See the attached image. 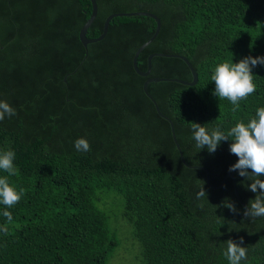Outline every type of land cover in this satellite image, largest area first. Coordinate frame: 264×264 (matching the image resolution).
<instances>
[{
	"label": "trees",
	"instance_id": "trees-1",
	"mask_svg": "<svg viewBox=\"0 0 264 264\" xmlns=\"http://www.w3.org/2000/svg\"><path fill=\"white\" fill-rule=\"evenodd\" d=\"M96 2L87 37L100 35L111 12L149 10L161 26L141 49L138 67L146 69L153 51L181 54L194 66L193 84L159 80L147 89L173 122L186 162L205 166L209 182L205 169L181 161L168 119L142 87L149 76L191 80L188 65L154 55L147 76L132 65L154 18L113 16L105 35L85 47L79 29L89 0H0V101L17 113L0 121V154L16 153L17 173L0 170V177L25 190L15 206L0 203V225L4 211L13 217L8 234L0 232V264H106L121 239L112 224L119 217L132 227L139 264H229L228 240L241 238V264H264V216H244L241 201L249 206L257 193L250 179L229 171L238 160L232 139L214 153L199 150L191 127L227 133L264 108V65L252 68L256 91L235 112L228 98L214 95L211 80L219 64L264 56V0ZM81 137L90 151L76 150ZM227 172L237 194L233 177L219 185ZM202 184L207 196L198 200ZM109 199L121 206L116 218Z\"/></svg>",
	"mask_w": 264,
	"mask_h": 264
},
{
	"label": "clouds",
	"instance_id": "clouds-1",
	"mask_svg": "<svg viewBox=\"0 0 264 264\" xmlns=\"http://www.w3.org/2000/svg\"><path fill=\"white\" fill-rule=\"evenodd\" d=\"M257 65H264V56L246 57L239 63L219 64L216 66L211 80L215 82L214 95L220 99L228 98L234 105L232 111L239 109V101L246 99L250 94H254L257 85L253 83L252 68ZM16 109L6 101H0V121L7 115L9 118L16 115ZM193 138L196 147L200 150L207 148L210 153H214L221 141L232 139L230 152L238 157L235 164L231 165L229 171H237L241 177H246L252 182L248 185L249 189L257 193L255 199L249 202V206L244 209V216L256 218L264 216V108L256 111V118L251 119L247 124L243 122L236 123L227 133L219 128L209 131L205 126L199 123H192ZM74 146L77 151L88 152L91 150L89 141L83 137L78 138ZM16 153L8 150L0 154V170L7 172L9 175H15L17 169L14 165ZM251 170V171H249ZM25 190L20 188L18 191L10 186L7 178L0 177V203L11 208L15 206L24 196ZM206 191L203 184L197 192V199L206 197ZM203 207V204L199 205ZM224 206L233 213H238L234 203L225 201ZM3 216L7 223L0 225V232L8 234V224L12 223L13 217L11 212L4 211ZM240 243L228 240L227 257L229 264H241L242 260L247 259V249Z\"/></svg>",
	"mask_w": 264,
	"mask_h": 264
},
{
	"label": "water",
	"instance_id": "water-1",
	"mask_svg": "<svg viewBox=\"0 0 264 264\" xmlns=\"http://www.w3.org/2000/svg\"><path fill=\"white\" fill-rule=\"evenodd\" d=\"M90 3H91V11H90V14L89 16L87 17V19L84 21V23L82 24V26L80 27L79 29V38L80 40L82 41L83 45L86 47L87 43L88 42H93V41H96L100 38H102L105 33H106V30H107V27H108V23H109V20L113 17V16H116V15H135V14H143V15H149L151 16L152 18H154L155 22H156V25H155V29H154V32L152 33V35L147 39L145 40L143 43H141L137 48L136 50L134 51L133 53V57H132V65L135 69V71L140 74V75H143V76H147L149 75L150 71H151V59H152V56L154 55H164V56H179L181 57L185 62L186 64L188 65L191 73H192V79L191 80H186V79H183V78H179V77H168V76H149L147 77L146 79H144L143 81V84H142V87H143V90L144 92L147 94L148 97H150V99L154 102L155 106H156V109L158 110V112L164 116L166 119H168L169 123H170V126H171V133H172V137H173V140L175 142V145L178 149V152H179V156L181 158V161L189 166V167H195V168H203L205 169L206 171V179L207 181L209 182V172L207 170V168L203 165H200V164H189L186 162L184 156H183V153H182V150L180 148V145L178 144V141L176 139V135H175V131H174V126H173V122L170 120V118L168 116H166L165 114H163L160 110H159V107L157 106V103L155 101V99L153 98V96L149 93L148 89H147V85L149 82L151 81H159V80H175V81H178V82H181V83H187V84H193L196 82L197 80V72L194 68V66L192 65V63L183 55L181 54H178V53H174V52H159V51H153L151 53L148 54L147 56V67L145 70H142L138 67L137 65V57L141 51V49L146 45L148 44L156 35L157 33L159 32V29H160V26H161V22H160V18L152 11H149V10H131V11H114V12H111L109 13L104 21H103V29H102V32L100 33V35L98 36H95V37H87L86 36V31H87V28L88 26L91 24V22L93 21L94 17L96 16V13H97V2L96 0H89ZM66 79V78H64ZM231 176L233 177V183H234V188H235V192L237 194V190H236V187H235V179H234V175L232 172H227L224 174L223 178L221 179L220 181V184H222V182L224 181V179L226 178V176ZM218 185V186H219ZM217 187V186H215ZM243 205L245 206V208H247L248 206L243 202Z\"/></svg>",
	"mask_w": 264,
	"mask_h": 264
},
{
	"label": "rangeland",
	"instance_id": "rangeland-1",
	"mask_svg": "<svg viewBox=\"0 0 264 264\" xmlns=\"http://www.w3.org/2000/svg\"><path fill=\"white\" fill-rule=\"evenodd\" d=\"M107 206L111 209L112 213H114L112 218H116V216L119 215L118 212L121 208L118 200L109 199V204ZM112 224L116 226L121 239L113 256H111L106 264H139L138 257H135L137 250H135L136 246L134 245V242L136 243V240L132 235V227L130 223L124 218L119 217L113 220ZM134 246L135 248L133 249Z\"/></svg>",
	"mask_w": 264,
	"mask_h": 264
}]
</instances>
